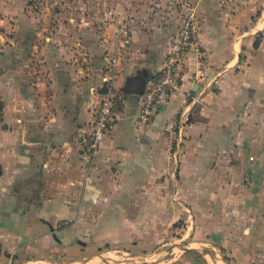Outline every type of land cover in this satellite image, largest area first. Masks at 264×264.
Segmentation results:
<instances>
[{
    "label": "crops",
    "instance_id": "1",
    "mask_svg": "<svg viewBox=\"0 0 264 264\" xmlns=\"http://www.w3.org/2000/svg\"><path fill=\"white\" fill-rule=\"evenodd\" d=\"M138 1L117 41L106 23L49 28L43 14H0V263L145 250L182 222L218 261L264 264V0L237 11L218 0ZM188 12L205 80L190 81V58L180 89L139 128L141 94ZM65 35L78 41L67 46ZM114 50L115 125L87 161L77 140ZM185 253L182 264L213 263Z\"/></svg>",
    "mask_w": 264,
    "mask_h": 264
},
{
    "label": "rangeland",
    "instance_id": "2",
    "mask_svg": "<svg viewBox=\"0 0 264 264\" xmlns=\"http://www.w3.org/2000/svg\"><path fill=\"white\" fill-rule=\"evenodd\" d=\"M221 6L229 9V6L235 8L237 11L238 6L243 5L244 0H218ZM138 0H0V14H43L45 16L44 23L49 28L52 27H64V29L76 28L77 23L84 26L86 22L87 28H92V31L100 30L101 26L106 23L107 25H113L116 30H108V34L112 35L114 40H119L123 33L122 29L127 28L129 24L127 21L129 17L133 18V13L137 12ZM260 0H252V6L254 3L259 4ZM175 6L178 8L179 6ZM253 8V12H258ZM127 17V18H125ZM72 18V19H70ZM83 18V19H82ZM34 22V21H33ZM74 24V25H72ZM35 26V24H34ZM109 27V26H108ZM105 27H103V30ZM120 32V33H119ZM121 36H120V35ZM65 37L63 41H66L65 45H72V41L75 43L78 41V36ZM74 38V39H73ZM73 39V40H72ZM108 51V49H107ZM117 52L114 50L112 55L108 56L110 74H114V68L110 62V58ZM174 231L164 237L163 244H152L149 248L141 250L135 247L131 243L123 245L101 246L99 248L85 249L80 247V250L71 251L69 253L62 254L59 257L53 258L47 261H28L22 262L15 258H4V264H83L82 258L95 255L97 260H104L105 262L97 261L95 259H89L84 264H108L121 261V264H130L128 261L137 260L139 263L145 260L155 262V264H182L180 261L182 256L186 254L183 248H175L169 251L165 258L161 259L160 252L173 244H187L191 248H195L197 244L190 241L191 228H186L182 222L176 224ZM205 250L215 254L211 246L200 245ZM198 254H201V250L196 248ZM202 255V254H201ZM106 256V257H105ZM209 262H213V258L209 255H202ZM38 257H51V255L40 253ZM147 257V258H146ZM103 258V259H102ZM106 259V260H105ZM130 259V260H128ZM221 261V262H220ZM220 264H227L220 260ZM2 264V263H0ZM119 264V263H117ZM213 264V263H212Z\"/></svg>",
    "mask_w": 264,
    "mask_h": 264
},
{
    "label": "built area",
    "instance_id": "3",
    "mask_svg": "<svg viewBox=\"0 0 264 264\" xmlns=\"http://www.w3.org/2000/svg\"><path fill=\"white\" fill-rule=\"evenodd\" d=\"M198 30L195 14L189 12L184 14L176 32L169 40L162 68L147 82L141 94V104L137 118L139 128H143L150 121L170 94L180 89L184 76L188 71L190 58L193 59L195 65V70L189 77L190 81L199 83L205 80L206 71L210 66L199 42ZM121 32L122 35H126V28L122 29ZM117 54L119 52H116L110 58L113 66L117 64ZM113 75L110 74L105 81V90L93 110L89 129L83 131L77 140L83 147L87 161L93 158L102 140L115 125L114 95L109 83L113 79Z\"/></svg>",
    "mask_w": 264,
    "mask_h": 264
},
{
    "label": "water",
    "instance_id": "4",
    "mask_svg": "<svg viewBox=\"0 0 264 264\" xmlns=\"http://www.w3.org/2000/svg\"><path fill=\"white\" fill-rule=\"evenodd\" d=\"M181 247L183 248L184 251H196V252H197L196 248H198V249L201 250V254H205V255L212 256V258H213V264H220L219 261H218V259H217V257H216L214 254H212L211 252L205 250V249L202 248L201 246H198V245H197L195 248H191V247H189V245H187V244H173V245H169L167 248H165L164 250H162V251L160 252V254H161V259L165 258L166 255H167V253H168L169 251H171V250H173V249H175V248H181ZM91 258L97 260L96 256H95V255H92V256H90V257L82 258L81 261H82L83 263H85L87 260H89V259H91ZM146 258H147V257H146ZM97 261L105 262L104 260H97ZM66 263H67V262H65V263H63V264H66ZM117 263L121 264L122 262H121V261H117V262L111 263V262L108 261V264H117ZM129 263H130V264H155V262L148 261V260H145V261L140 262V263H139L137 260H130Z\"/></svg>",
    "mask_w": 264,
    "mask_h": 264
},
{
    "label": "bare ground",
    "instance_id": "5",
    "mask_svg": "<svg viewBox=\"0 0 264 264\" xmlns=\"http://www.w3.org/2000/svg\"><path fill=\"white\" fill-rule=\"evenodd\" d=\"M106 257V256H105ZM103 259V258H102ZM106 260V259H105ZM128 260H130V259H128ZM128 262H130V261H128ZM84 264V263H83Z\"/></svg>",
    "mask_w": 264,
    "mask_h": 264
},
{
    "label": "trees",
    "instance_id": "6",
    "mask_svg": "<svg viewBox=\"0 0 264 264\" xmlns=\"http://www.w3.org/2000/svg\"><path fill=\"white\" fill-rule=\"evenodd\" d=\"M227 260H228V258H227Z\"/></svg>",
    "mask_w": 264,
    "mask_h": 264
}]
</instances>
